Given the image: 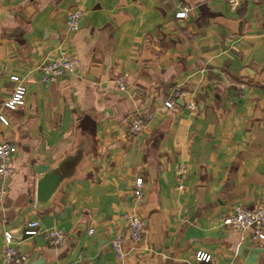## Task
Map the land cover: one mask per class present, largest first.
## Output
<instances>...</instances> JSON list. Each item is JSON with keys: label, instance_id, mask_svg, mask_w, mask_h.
<instances>
[{"label": "crops", "instance_id": "crops-1", "mask_svg": "<svg viewBox=\"0 0 264 264\" xmlns=\"http://www.w3.org/2000/svg\"><path fill=\"white\" fill-rule=\"evenodd\" d=\"M181 6L190 8L182 20ZM78 8L85 19L72 32L65 19ZM61 53L80 65L44 85L39 65ZM13 75L25 102L10 111ZM176 85L186 96L163 108ZM1 112L15 174L0 178V263L11 231L27 264H197V252L210 255L205 264H245L240 244L262 247L264 264V242L221 221L264 200V0L234 11L227 0H0ZM136 113L150 119L131 134ZM176 163L187 168L183 188ZM39 167L64 174L45 203L35 196ZM132 211L145 228L137 243L125 238L119 260L111 239L126 235L122 215ZM29 219L39 221L34 235L23 231ZM51 227L63 245L47 242Z\"/></svg>", "mask_w": 264, "mask_h": 264}, {"label": "built area", "instance_id": "built-area-1", "mask_svg": "<svg viewBox=\"0 0 264 264\" xmlns=\"http://www.w3.org/2000/svg\"><path fill=\"white\" fill-rule=\"evenodd\" d=\"M240 0H227L228 7L234 11ZM190 14V8L181 6L175 13L176 19H186ZM85 19V12L81 8L70 11L66 15L65 26L68 30L75 32L81 27ZM80 65L79 57L73 53H61L50 59L43 61L39 65L40 81L44 85H49L57 81L67 73L74 72ZM14 81L12 94L2 103V108L13 111L22 106L25 102V86L23 81L18 76H11ZM118 89L124 91L126 89V79L123 75H119L114 80ZM242 87V86H240ZM186 96L180 85H176L172 90L171 95L164 101L163 108H171L175 104L176 98ZM190 109L195 108L194 102H188ZM150 119L149 114L136 113L129 125V133L136 134L142 130L146 122ZM0 122L4 125L9 123L8 118L4 112L0 113ZM15 147L6 140H0V178L2 180L12 178L15 174L12 157ZM178 187L183 188V182L187 175V168L183 163H176L175 165ZM144 181L142 177L135 179L133 194L136 203H141L144 191ZM6 189L0 185V199L5 195ZM122 218L125 220L127 233L116 234L111 239V248L117 257L122 260L126 255L125 238L128 237L133 243H137L143 234L145 223L143 218L136 212L123 213ZM222 224L231 231L240 234H247L251 241L256 243L264 242V200L253 207L243 205H236L228 213L221 218ZM39 221L36 219H29L23 225L24 233L34 235L38 233ZM47 242L52 246H60L65 242V233L62 229L51 227L44 231ZM5 245L2 249V257L0 264H27L28 254L19 249L13 242V234L11 231L4 232ZM197 264H205L210 260V255L204 252H197L195 254ZM71 264H80L79 261H73Z\"/></svg>", "mask_w": 264, "mask_h": 264}, {"label": "water", "instance_id": "water-1", "mask_svg": "<svg viewBox=\"0 0 264 264\" xmlns=\"http://www.w3.org/2000/svg\"><path fill=\"white\" fill-rule=\"evenodd\" d=\"M38 172L41 177L36 181L35 196L40 203H45L62 181L64 174L60 167L49 169L48 167H39ZM263 248L260 246L247 247L240 244L237 248V257L243 259L245 264H256L258 256L262 253ZM40 260L34 264H39Z\"/></svg>", "mask_w": 264, "mask_h": 264}]
</instances>
